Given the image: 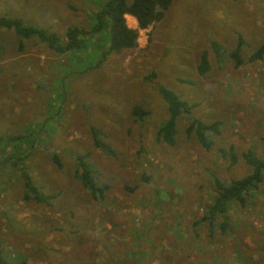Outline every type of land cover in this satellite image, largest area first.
<instances>
[{
	"label": "rangeland",
	"instance_id": "rangeland-1",
	"mask_svg": "<svg viewBox=\"0 0 264 264\" xmlns=\"http://www.w3.org/2000/svg\"><path fill=\"white\" fill-rule=\"evenodd\" d=\"M103 1L0 0V15L53 31L63 42L66 27L88 29ZM133 28L132 48L109 50L100 31L80 35L78 48L61 53L34 37L18 48V36L0 28L2 258L264 264V179L245 205L231 203L223 231L198 221L215 195L213 179L247 173L245 149L264 157V58L248 60L264 40V0H170L159 20ZM237 37L242 60L235 65L228 53ZM201 52L209 68L199 75ZM157 85L195 103L177 117L172 145L154 138L167 116ZM134 105L145 112L139 121L130 112ZM191 117L219 122L208 149L184 134ZM91 128L99 133L92 136ZM228 146L233 164L219 151ZM78 155L98 185L106 184L102 198L93 199L79 182ZM20 170L40 193L58 195L48 203L22 199Z\"/></svg>",
	"mask_w": 264,
	"mask_h": 264
},
{
	"label": "trees",
	"instance_id": "trees-1",
	"mask_svg": "<svg viewBox=\"0 0 264 264\" xmlns=\"http://www.w3.org/2000/svg\"><path fill=\"white\" fill-rule=\"evenodd\" d=\"M170 0H104L93 13V19L88 29L83 30L77 27H66L64 31V41L61 42L58 35L53 31H48L45 28L35 27L26 24L19 17L9 16L7 14L0 15V28L9 29L14 35L18 36L17 47L21 48L22 40L34 37L44 43L51 50L61 53L74 48H78L80 43V35L87 33H97L104 31L109 37V50H119L132 48L136 45V30L126 26L123 15H132L136 21L138 28L142 29L150 25L152 22L159 20L168 7ZM235 49L228 53L229 58L233 60L235 65H238L242 58L238 54V46L241 39L237 37ZM211 46L216 49L217 45L212 42ZM216 53V52H215ZM221 54V53H220ZM220 54L215 55L218 57ZM264 58V40L260 42L248 55V60H261ZM208 62L205 52H201L198 57L196 71L199 75L204 74L208 70ZM156 90L161 98L166 103V118L155 129L154 138L156 141H161L165 144L172 145L177 133L176 119L180 114L189 113L195 103H187L181 100L174 92L166 89L161 85L156 86ZM134 120H141L145 112L138 106L134 105L130 108ZM218 121L204 122L196 117H191L184 127V134L190 136L193 134L197 142L204 149H208L212 145L211 136L219 132ZM98 132L97 129L91 128V133ZM99 133V132H98ZM14 139V137H9ZM93 143L103 151L100 140L95 136ZM110 153V149H104ZM220 153L227 156L229 164H233L236 160L232 146L220 147ZM241 156L244 162L249 166V171L242 176L230 178L223 182L219 179H213L216 186V192L210 203L207 205L206 213L198 221H205L209 231H212L214 226L223 231L227 222L224 220L231 203L245 205L250 191L257 190L259 182L264 179V157H259L253 153L252 149H245ZM84 155L76 156V168L74 173L81 185L89 191L93 199L102 198L103 192L106 190V184L98 185V182L92 176L89 169L90 165L87 161L80 159ZM52 159L56 165H59L55 155ZM22 170V169H21ZM20 170V179L23 184L24 193L22 199L33 198L38 202H45L58 195V191L51 193H40L38 187L31 182L30 176ZM96 182V183H95ZM219 218V220H218ZM221 218V219H220ZM217 220V221H215ZM213 224H215L213 226ZM124 257H128V251H125ZM114 263V262H113ZM0 264H28L24 260L15 262L5 261L0 254Z\"/></svg>",
	"mask_w": 264,
	"mask_h": 264
},
{
	"label": "crops",
	"instance_id": "crops-1",
	"mask_svg": "<svg viewBox=\"0 0 264 264\" xmlns=\"http://www.w3.org/2000/svg\"><path fill=\"white\" fill-rule=\"evenodd\" d=\"M123 17H124V20H125V18H127V22H128L129 24H131V25L129 26V25L126 24V21H125L126 26H128V27H130V28H133V27L135 26L136 21H135V19H134V17H133L132 15L124 14ZM69 51H70V50H69Z\"/></svg>",
	"mask_w": 264,
	"mask_h": 264
}]
</instances>
